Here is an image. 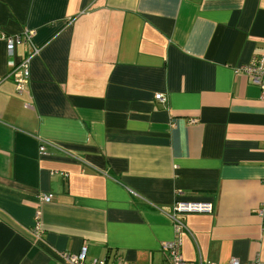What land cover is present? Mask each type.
<instances>
[{
  "label": "crops",
  "instance_id": "obj_1",
  "mask_svg": "<svg viewBox=\"0 0 264 264\" xmlns=\"http://www.w3.org/2000/svg\"><path fill=\"white\" fill-rule=\"evenodd\" d=\"M263 54L264 0H0V264H161L179 201L188 264L264 263Z\"/></svg>",
  "mask_w": 264,
  "mask_h": 264
},
{
  "label": "built area",
  "instance_id": "obj_2",
  "mask_svg": "<svg viewBox=\"0 0 264 264\" xmlns=\"http://www.w3.org/2000/svg\"><path fill=\"white\" fill-rule=\"evenodd\" d=\"M32 33L26 36V41L31 43ZM25 39L16 37L15 39H8L7 46L10 55H13L15 46L24 43ZM39 48L32 47L31 54L25 57L19 65H17L12 76L15 79L17 89L24 91L29 83L30 78V62L38 55ZM236 72L244 74L249 78L253 85L258 87L262 92V99H264V54L253 57L247 64L240 66ZM155 99L158 103L165 105L167 98L163 94H157ZM45 146L40 147V153L45 154ZM52 195L43 196L40 201L48 204L52 201ZM171 219L174 228V238L169 242L161 245V252L165 258L161 264H188L182 254L183 237L187 231L185 224V217L188 215H211L214 213V206L211 202H176L171 208H164L161 210ZM87 248H83L78 255H69L66 260L69 264H86ZM89 264H108L106 260L95 259ZM115 264V263H114ZM198 264H204L200 261ZM228 264H242L239 260L233 258ZM246 264H264L259 261H253Z\"/></svg>",
  "mask_w": 264,
  "mask_h": 264
}]
</instances>
